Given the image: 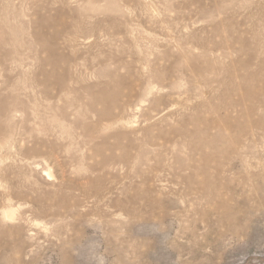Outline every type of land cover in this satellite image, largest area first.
<instances>
[{
	"label": "rangeland",
	"instance_id": "obj_1",
	"mask_svg": "<svg viewBox=\"0 0 264 264\" xmlns=\"http://www.w3.org/2000/svg\"><path fill=\"white\" fill-rule=\"evenodd\" d=\"M0 264H264V0H0Z\"/></svg>",
	"mask_w": 264,
	"mask_h": 264
}]
</instances>
